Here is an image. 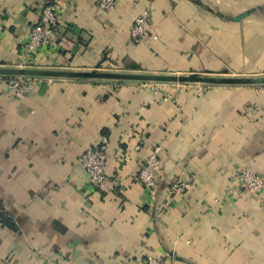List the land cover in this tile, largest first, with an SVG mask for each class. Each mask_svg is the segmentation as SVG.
<instances>
[{"label":"crops","instance_id":"1","mask_svg":"<svg viewBox=\"0 0 264 264\" xmlns=\"http://www.w3.org/2000/svg\"><path fill=\"white\" fill-rule=\"evenodd\" d=\"M53 1L0 0V67L88 71L106 55L108 71L264 75V0H117L110 13L63 0L53 43L28 59ZM149 84L47 76L24 98L0 85V264H264V191L236 178L264 176V83H168L176 101ZM103 137L114 183L97 190L80 155ZM155 147L164 178L150 196L139 171ZM175 180L186 189L167 204Z\"/></svg>","mask_w":264,"mask_h":264},{"label":"built area","instance_id":"2","mask_svg":"<svg viewBox=\"0 0 264 264\" xmlns=\"http://www.w3.org/2000/svg\"><path fill=\"white\" fill-rule=\"evenodd\" d=\"M99 8L107 13L115 10L117 0H97ZM63 0H54L47 3L42 10V17L40 21L31 26L30 36L24 45V52L26 58H30L33 53H36L41 47H47L54 41L56 28L59 22V11L62 8ZM150 15L148 11L139 13L131 27L130 37L136 43H140L148 36V23ZM156 38V36H153ZM45 77L38 75H22L0 74V85H6L11 90L13 96L24 98L34 88L40 85ZM150 83L152 88L161 93L163 100L176 101L174 93L167 92L166 87L168 83L162 81H144ZM179 84V83H178ZM189 84V83H186ZM107 148L108 138L103 137L102 142L95 147L86 149L80 155V163L86 169L90 184L97 190L105 189L109 184L112 185L111 179L106 172L107 167ZM141 145H137L136 149L140 150ZM160 147H155L152 152L145 158L140 171L139 180L150 196H154L159 188L161 181L164 178L161 159L159 156ZM238 181V189L246 191L256 197H259L264 191V176L254 171L250 166H244L239 169L236 175ZM186 189V184L181 180H175L171 183L170 198L167 204L170 203L173 195L183 193ZM237 193V190L235 191ZM146 264H163L162 260L154 255H148Z\"/></svg>","mask_w":264,"mask_h":264},{"label":"water","instance_id":"3","mask_svg":"<svg viewBox=\"0 0 264 264\" xmlns=\"http://www.w3.org/2000/svg\"><path fill=\"white\" fill-rule=\"evenodd\" d=\"M249 15L245 11L235 17V20ZM103 57L93 69L88 71L31 68V67H0V74H22V75H40L51 77H77V78H103L118 80H138V81H162V82H178V83H199V84H263L264 75L257 77L250 76H220L206 75L198 72L188 74H170V73H143V72H124V71H108L102 67L106 60Z\"/></svg>","mask_w":264,"mask_h":264},{"label":"trees","instance_id":"4","mask_svg":"<svg viewBox=\"0 0 264 264\" xmlns=\"http://www.w3.org/2000/svg\"><path fill=\"white\" fill-rule=\"evenodd\" d=\"M5 75H11V74H5ZM38 76H40V75H38Z\"/></svg>","mask_w":264,"mask_h":264},{"label":"rangeland","instance_id":"5","mask_svg":"<svg viewBox=\"0 0 264 264\" xmlns=\"http://www.w3.org/2000/svg\"><path fill=\"white\" fill-rule=\"evenodd\" d=\"M175 83H177L178 84V82H175ZM181 84V83H180ZM183 84H185V83H183Z\"/></svg>","mask_w":264,"mask_h":264}]
</instances>
